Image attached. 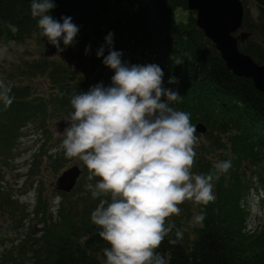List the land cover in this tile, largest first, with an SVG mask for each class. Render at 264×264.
<instances>
[{"label": "trees", "instance_id": "1", "mask_svg": "<svg viewBox=\"0 0 264 264\" xmlns=\"http://www.w3.org/2000/svg\"><path fill=\"white\" fill-rule=\"evenodd\" d=\"M253 1L257 22L246 21L248 36L238 41L237 46L254 60L262 62L264 0ZM184 2L54 0L55 7L48 14L61 23L62 17H71L79 28L75 43L65 46L63 40L60 41L65 54L41 35L38 18L31 14V0H0V41H20L34 36L37 42L45 43L46 48L68 57L85 58V69L80 73H74V68L71 69L64 59L50 60L48 55L24 61L22 72L30 70L32 74L46 76L51 89L47 94L38 93L34 99L29 95L9 94L12 101L25 99L28 104L19 111H9L8 105L0 108V155L8 152L19 129L34 119L38 120V116L45 121V115L51 112L56 119H70L72 96L88 89L97 71L108 68L103 63L110 50L105 38L112 33L111 50L121 52L132 63L139 56L147 64L160 66L165 89L170 86L174 90V85L165 80L169 81L171 76L178 79L176 85L183 96L182 101H178L181 107L174 102L171 106L190 113L191 121L198 119L204 124L205 132L199 135L211 141L196 145L193 172L213 173L214 165L219 161L230 160L232 164L228 172L213 181L214 202L206 206L192 201L183 203L192 207L193 215L205 214L202 225L191 226L190 232H181L176 224L166 221L171 231L157 251L165 256L168 264H264V94L253 86L250 78L236 76L225 67L213 43L192 18L185 22L175 18V9ZM10 26H15L17 31L13 32ZM33 32L35 34H29ZM102 46L104 55L97 57ZM6 85L28 87L23 82L18 85L12 79ZM59 153L52 160L57 166L65 152ZM99 179L93 177L91 184L95 185ZM248 179H254L250 183L258 187L257 199L262 212L261 222L253 228L246 225V208L242 204L244 190L251 187ZM1 191L7 193L2 184L0 164ZM38 191L33 210L42 216L44 227L36 246H30L35 247L31 248L32 264H105L103 249L110 245L99 236L101 229L92 223L91 213L101 199L110 201V197L94 199L86 187L79 191L60 192L57 218L52 219L53 216L47 215V208L45 211L41 208L45 202L42 189ZM76 192L77 195L73 196ZM49 211L53 212L52 207ZM10 214L16 216L15 212ZM24 216L21 218L25 219ZM22 246H12L3 252L0 264H19L23 251L18 248Z\"/></svg>", "mask_w": 264, "mask_h": 264}, {"label": "clouds", "instance_id": "2", "mask_svg": "<svg viewBox=\"0 0 264 264\" xmlns=\"http://www.w3.org/2000/svg\"><path fill=\"white\" fill-rule=\"evenodd\" d=\"M54 7V0H31L41 35L62 51L60 41L75 43L79 28L71 17H62L61 23L49 15ZM105 40L110 50L103 63L115 73L111 86L97 84L72 96L68 126L59 133L62 148L67 157L85 164L89 180L100 178L86 185L92 197H110L91 213L99 236L110 245L103 249L105 264H168L157 251L171 231L167 218L180 215L178 205L185 201L204 206L214 202L213 181L232 164L219 161L213 173L193 172L199 139L190 113L171 106L181 99L179 91L162 86L160 66H129L121 52L111 50L112 33ZM7 51V46L0 47V58ZM103 55L102 46L97 57ZM169 83L179 81L171 76ZM10 91L0 81V102L11 104ZM204 219L203 212L195 214L191 224L202 225Z\"/></svg>", "mask_w": 264, "mask_h": 264}, {"label": "rangeland", "instance_id": "3", "mask_svg": "<svg viewBox=\"0 0 264 264\" xmlns=\"http://www.w3.org/2000/svg\"><path fill=\"white\" fill-rule=\"evenodd\" d=\"M241 2L243 5V20L240 28L246 30L247 20H251L253 23L257 22V9L253 0H241ZM194 13L195 11L188 9L184 2L183 5H179L175 9L174 16L177 20L184 22L188 19L190 20V18L194 21ZM29 34H35V32ZM3 46H7L8 51L3 58H0V81H3L6 85L12 79L18 85L23 82L24 85L27 84L28 87L30 86L29 88L25 87V89L20 87V85L15 88L10 87L11 91L9 94L29 95L30 99H34L38 93L47 94L50 91V82L46 76L39 75L38 73L32 74L30 70L28 72L27 70L22 72L24 61L39 59L42 55H48L50 60L64 59L70 64L71 69L74 68V73H80L85 69L84 57L65 56V50H63L65 54H61L56 52L55 49L46 48V44L37 42L34 36H27L20 41H0V47ZM121 60L129 66L132 64L131 61L125 59L123 54L121 55ZM135 60V65H148L146 61L142 62V57L138 56ZM77 62L79 64L75 66ZM114 74V70L109 67L97 71L93 78L91 77V86L88 89L86 88L84 92H87L97 84H102L104 87L111 86V78ZM173 85L174 90H178L180 93L181 99L179 101H182L183 96L179 86L176 84ZM169 88L166 87V89ZM21 101H25V99H21ZM21 101H12L13 104L8 105V108L10 107L9 111L13 109L16 111L20 109L24 110L27 107L26 104H28V101ZM174 103L176 105L178 104L179 108L181 107L180 103ZM4 105L6 104L0 102V108ZM41 117L38 116V120L34 119V121H30L21 127L19 134L15 135L14 142L9 147L8 152L5 151L0 155L2 184L8 193H5V191L0 192V256L10 247L23 244L22 247L18 248V250L22 249L23 251L19 257V264L33 263V259L31 258L33 251L31 248L35 247L30 246H36V240L42 236V228L44 227L41 222L42 216L40 214L36 215L33 210L38 201V189H42L41 195L45 202L41 208L44 211L47 208L48 217L53 216L52 219H56L60 202V191L57 189V179L62 171L72 165H78L82 170L75 187L71 191H79L92 182V180L88 179L89 170H87V167L80 159L69 158L63 153L62 159L59 160L60 165L57 166L56 161H52L56 158V155L60 154L59 152L64 151L62 148L64 137L59 133H62L68 126L70 119L67 120L64 117L56 119L51 112L45 115V121L44 119L41 120ZM193 120L191 122L195 125L198 119ZM199 134L201 133L196 132V136L199 139L198 144L202 142L208 144L210 140L208 141L207 138L203 139V136ZM195 148L197 147L195 146ZM37 149L38 153L34 156V152ZM6 156L10 157L8 158ZM252 169L253 167H251ZM250 180L252 183L254 179ZM250 180L248 179L249 184H251ZM250 186L249 190H244L242 204L246 208V225L247 227L253 228L261 222L262 212L257 199L258 187L255 183ZM76 195L77 192L73 194V196ZM189 206L188 203L186 206L183 204L178 205L181 208L180 215L170 216L166 221L174 225L176 224L177 227L181 228V232H190L192 224L189 222L192 221L191 218L194 216V211ZM49 207H53L52 213L49 211ZM13 212L16 213V216L10 214ZM22 215H25L26 218H21Z\"/></svg>", "mask_w": 264, "mask_h": 264}, {"label": "water", "instance_id": "4", "mask_svg": "<svg viewBox=\"0 0 264 264\" xmlns=\"http://www.w3.org/2000/svg\"><path fill=\"white\" fill-rule=\"evenodd\" d=\"M186 7L194 10V23L199 27L218 51L224 65L234 75L250 78L253 86L264 94V61L254 60L237 46V42L248 36L240 30L243 6L240 0H185ZM197 131H204L201 123L195 124ZM81 173L78 165L64 169L57 179V187L70 191Z\"/></svg>", "mask_w": 264, "mask_h": 264}]
</instances>
